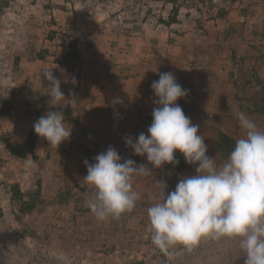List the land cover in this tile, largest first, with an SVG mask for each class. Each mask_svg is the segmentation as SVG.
Wrapping results in <instances>:
<instances>
[{
  "label": "crops",
  "instance_id": "crops-1",
  "mask_svg": "<svg viewBox=\"0 0 264 264\" xmlns=\"http://www.w3.org/2000/svg\"><path fill=\"white\" fill-rule=\"evenodd\" d=\"M51 1L50 7H32L39 11L38 24L43 30L82 20L90 40L88 47L75 45L72 64L63 61L69 52H63L61 45L56 51V40L46 31L41 34V54L33 52L29 42L20 51L17 69L20 81L26 84L16 98H20L23 112L33 111L32 103L43 116L48 111H63L65 126L71 129L70 138L57 148L37 135L34 153L41 158L51 155L52 163L75 166L79 171L87 168L86 159L95 163L94 157L112 146L121 155V163L132 159L139 165H151L146 155H135L126 146L125 137L135 140L142 132L148 134L156 107L151 84L159 73L171 72L188 90L177 103L192 123L199 116L218 119L227 114L231 118L233 112L241 113L242 103L246 107L241 110L248 117V99L264 100V0H229L227 14L212 19L206 29L197 27L195 18L179 16L183 27L178 30V23L160 19L158 23L155 17L130 21L125 11L114 13L111 0ZM162 17L167 19L166 14ZM50 69L61 81L63 108L50 104L51 88L43 76ZM29 113L27 119L33 125ZM197 122L203 136L213 129ZM68 180L73 181L71 176ZM82 190L95 196L91 188Z\"/></svg>",
  "mask_w": 264,
  "mask_h": 264
},
{
  "label": "rangeland",
  "instance_id": "rangeland-1",
  "mask_svg": "<svg viewBox=\"0 0 264 264\" xmlns=\"http://www.w3.org/2000/svg\"><path fill=\"white\" fill-rule=\"evenodd\" d=\"M51 3V0H0V264H244L246 256L240 250L239 238H203L191 252L179 245L171 248V256L152 244L148 208L158 202L156 181L167 182V194L175 190L181 179L196 174L198 164H188L178 150L175 152L178 164L167 163L161 168L146 164L152 172L134 176L132 188L138 193V200L132 211L123 213L118 220L108 217L104 221H98L89 208L94 199L91 191L82 190L88 188L83 181L87 168L79 172L78 167L73 166L75 170L66 166V172L62 164L52 163L49 154L41 158L34 149L21 154L25 148L20 150L17 145L25 143L30 134L31 144L37 137L34 124L28 122V113L32 116L29 121L35 123L43 112L35 103L31 104L33 111L23 112L25 108H21L20 98H16L26 84L20 81L17 69L20 51L29 42L37 53L45 31L56 40V51L62 45L58 38L60 28L77 26L88 31L82 27V20L44 31L38 24L39 11L32 7L37 4L50 7ZM109 6L117 14L125 11L130 21L155 17L158 23L159 19L162 23H178L175 26L178 30L183 27V20L178 17L184 16L195 18L197 27L206 29L212 19L227 14L229 0H111ZM163 14L167 15L166 20ZM38 28L40 32L36 33ZM75 54V49L66 53L63 61L72 64ZM243 105L246 107L243 103L240 106ZM242 107L239 108L243 113ZM247 107L248 118L264 131V100L249 98ZM232 114L231 118L226 114L218 119L199 116L193 121L196 125L198 120L203 122L205 128L213 127L205 134L204 142L208 147L206 155L215 158L217 166L226 162L230 154L220 153V133H226L234 143L244 135L238 115ZM28 160L32 165L27 164ZM70 176L73 181L68 182Z\"/></svg>",
  "mask_w": 264,
  "mask_h": 264
},
{
  "label": "clouds",
  "instance_id": "clouds-1",
  "mask_svg": "<svg viewBox=\"0 0 264 264\" xmlns=\"http://www.w3.org/2000/svg\"><path fill=\"white\" fill-rule=\"evenodd\" d=\"M43 76L51 88V106L63 108L61 81L51 69ZM151 88L156 107L148 134L142 132L135 140L125 137L126 146L135 155H146L153 168L178 164L177 150L188 164H198L195 175L181 179L167 194V182L156 181L158 202L148 208L152 244L171 256V248L179 245L191 252L203 238H239L240 250L246 256L244 264H264V131L244 113H238L244 135L235 141L227 161L217 166L215 158L206 155L208 147L199 134V125L193 124L177 103L188 90L171 72L159 73ZM70 102L77 103L75 98ZM64 119L63 111H48L34 123V131L57 148L71 136ZM94 160L91 164L84 161L87 175L83 181L95 191L89 208L98 221L108 217L118 220L132 211L138 200L132 188L134 176L148 175L152 169L143 163L137 166L132 159L121 163V155L112 146Z\"/></svg>",
  "mask_w": 264,
  "mask_h": 264
},
{
  "label": "built area",
  "instance_id": "built-area-1",
  "mask_svg": "<svg viewBox=\"0 0 264 264\" xmlns=\"http://www.w3.org/2000/svg\"><path fill=\"white\" fill-rule=\"evenodd\" d=\"M58 38L62 41L63 52H70L73 48V43H76V45L84 44L86 46L90 40V32L77 26L60 28L58 30Z\"/></svg>",
  "mask_w": 264,
  "mask_h": 264
},
{
  "label": "trees",
  "instance_id": "trees-1",
  "mask_svg": "<svg viewBox=\"0 0 264 264\" xmlns=\"http://www.w3.org/2000/svg\"><path fill=\"white\" fill-rule=\"evenodd\" d=\"M75 45L76 44L73 43L72 51L75 49ZM30 140H31V134H30L28 140L25 141V143H22V144H18L17 145L20 150H22L23 148H25V150H23L22 153H21L22 155H25V154H27L29 152H33L34 144H35V140L36 139H34V142L32 144H31V141ZM220 140H221V143L219 145L220 153L229 154L233 150V148L235 146L234 139L231 138L230 136H228L226 133L221 132L220 133ZM222 144L224 146H221Z\"/></svg>",
  "mask_w": 264,
  "mask_h": 264
}]
</instances>
